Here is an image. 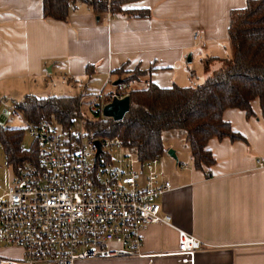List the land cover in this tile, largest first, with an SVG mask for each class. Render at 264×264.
<instances>
[{
    "label": "crops",
    "instance_id": "obj_1",
    "mask_svg": "<svg viewBox=\"0 0 264 264\" xmlns=\"http://www.w3.org/2000/svg\"><path fill=\"white\" fill-rule=\"evenodd\" d=\"M124 1L122 10L148 16L111 17L77 2L59 22L42 18L41 0H0V94L26 93L51 75L112 83L116 70L144 72L139 87L149 82L160 89L185 88L191 84L189 63L195 59L202 67V60L213 59L203 70L205 81L228 53L229 12L244 8L247 0ZM250 108L248 119L236 109L222 112L243 141L209 140L211 167L195 170L190 155L176 168L166 159L158 164L171 186L159 198L171 226L152 225L142 234L141 257L75 264H264V166H256L264 165V119L258 100ZM177 231L203 246L191 263L176 253ZM21 257L20 248L0 247V258Z\"/></svg>",
    "mask_w": 264,
    "mask_h": 264
},
{
    "label": "built area",
    "instance_id": "obj_2",
    "mask_svg": "<svg viewBox=\"0 0 264 264\" xmlns=\"http://www.w3.org/2000/svg\"><path fill=\"white\" fill-rule=\"evenodd\" d=\"M113 89L92 95L87 112L102 118L105 104L127 96L124 84ZM82 129L80 117L65 128L45 120L24 122L32 141L27 160L14 168L5 188L0 186V247L20 248L22 257L0 258V264L141 257L142 234L152 225L171 226L160 210L159 198L171 186L157 171L158 159L140 162L135 146L95 138ZM19 149H25L21 141ZM176 239L181 262L191 263L202 244L182 231Z\"/></svg>",
    "mask_w": 264,
    "mask_h": 264
},
{
    "label": "trees",
    "instance_id": "obj_3",
    "mask_svg": "<svg viewBox=\"0 0 264 264\" xmlns=\"http://www.w3.org/2000/svg\"><path fill=\"white\" fill-rule=\"evenodd\" d=\"M77 2H84L96 14L148 16L147 12L122 10L124 0H41L42 18L65 22ZM226 37L228 53L202 85L160 89L143 82L141 87L127 90L129 107L120 121L113 122L101 118L98 113L84 112L87 117L81 115V118L86 132L95 138H118L125 146H135L140 162H146L163 154V132L181 131L194 169L211 167L214 160L206 150L209 140L243 141L222 120L224 110H239L248 119L253 117L251 102L258 100L264 119V0H247L244 8L231 10ZM213 61L202 60L203 70L207 71ZM124 74L127 78L120 79ZM111 75L113 80L119 79L120 83L130 85L137 83L145 73L116 70ZM80 99L25 97L14 105L13 111L27 122L45 120L65 128L78 118ZM21 138L22 130L0 126V146L6 164L13 169L27 160V152L19 149Z\"/></svg>",
    "mask_w": 264,
    "mask_h": 264
},
{
    "label": "rangeland",
    "instance_id": "obj_4",
    "mask_svg": "<svg viewBox=\"0 0 264 264\" xmlns=\"http://www.w3.org/2000/svg\"><path fill=\"white\" fill-rule=\"evenodd\" d=\"M196 65L195 59L189 63V70L192 73L190 79V85L187 87H197L204 83L202 79L203 68ZM196 69V70H194ZM127 78L126 75H121L120 79ZM108 79L93 77L90 79H85L83 81H70L65 78L63 75H51L46 77V79H40L36 84L31 85L28 90L25 92H8L4 95L0 94V126L9 129L22 130L21 142L25 145L24 151H29L32 146V141L24 133V120L22 116L13 111V107L16 104H19L23 101L25 97H32L36 99H46V98H77L79 96L83 97L81 104V114L77 112V117L80 119L86 116L87 112V103H89L91 96L102 91V93H108L109 91H114L113 87L108 82ZM123 84V83H122ZM126 86V92L130 88H139V84L132 82L129 84H124ZM141 85V84H140ZM87 117V116H86ZM76 128V127H75ZM85 130L82 129V132ZM161 140L164 152L158 158V164L163 160H168L172 163V166H182L186 164V157H189V148L185 141V136L181 131H166L161 134ZM175 152V160L171 159L167 152ZM114 154L111 153L110 157L112 158V166L115 164L113 159ZM157 164V167L159 166ZM110 167H107L109 170ZM14 177V169L12 166L6 164L2 148L0 146V186L6 187ZM100 180H103L101 177Z\"/></svg>",
    "mask_w": 264,
    "mask_h": 264
},
{
    "label": "water",
    "instance_id": "obj_5",
    "mask_svg": "<svg viewBox=\"0 0 264 264\" xmlns=\"http://www.w3.org/2000/svg\"><path fill=\"white\" fill-rule=\"evenodd\" d=\"M120 83L119 79L114 80L111 86H116ZM129 107L128 96H124L121 99L113 98L108 104H105L101 109L102 118L110 119L113 122L120 121L127 113ZM96 151L98 152L99 146L94 143ZM168 156L176 161L175 155L172 151L167 152Z\"/></svg>",
    "mask_w": 264,
    "mask_h": 264
}]
</instances>
